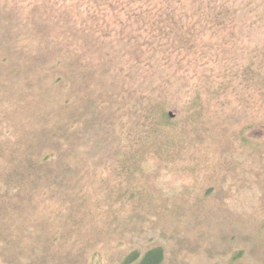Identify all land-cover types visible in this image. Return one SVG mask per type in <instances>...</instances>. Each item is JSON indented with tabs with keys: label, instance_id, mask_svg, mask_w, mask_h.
<instances>
[{
	"label": "rangeland",
	"instance_id": "1",
	"mask_svg": "<svg viewBox=\"0 0 264 264\" xmlns=\"http://www.w3.org/2000/svg\"><path fill=\"white\" fill-rule=\"evenodd\" d=\"M217 3L0 0V264L157 246L163 264H264V4L219 26ZM155 53L160 83L143 84ZM149 88L171 120L126 153L107 131Z\"/></svg>",
	"mask_w": 264,
	"mask_h": 264
},
{
	"label": "trees",
	"instance_id": "2",
	"mask_svg": "<svg viewBox=\"0 0 264 264\" xmlns=\"http://www.w3.org/2000/svg\"><path fill=\"white\" fill-rule=\"evenodd\" d=\"M217 4L219 5V14H225L226 18L220 17V15L217 14V18L215 20H212L214 24H218L219 26H221L223 25L226 19H229V22L225 24L236 23L240 25L241 21H235L236 19H240L237 18V15L241 16L240 13L249 12L252 7H261L264 4V0H218ZM199 8H203V6ZM139 10V13L141 15L138 18H140V20L145 23L147 14L149 13L147 12V10H145V6H140ZM174 28H176V25H174ZM178 31L179 28H176V37L178 38V42L175 44L174 48L178 51V54H180L181 57L183 56V58H185V56H187L186 53L193 48L194 42H192L193 44H190L189 42H184L180 37H187L188 35L191 36L192 33ZM192 38H195V36H193ZM158 55H156V53L153 54L151 57L153 64H148L149 66L151 65V69L153 70V72H151L150 74L141 73V80L143 84L148 85V83H156V85H158L160 83L162 72L160 73V68H158L160 66V63L159 61H157V57L160 58L162 61L164 59L159 57ZM148 60H150V58ZM182 61L183 60L181 59L178 61V63L181 64ZM169 64H171L169 66H172V61ZM162 71L164 72L163 69ZM158 72L160 79L157 75ZM186 84L188 85V88H186V91L184 92H191L190 82H186ZM169 87H172V85H169ZM193 88L194 94L192 97L190 96L187 102L190 103L191 108H197L202 103V88L200 84L198 86L194 85ZM157 90L151 88L142 90L140 94L135 96L136 102H131L133 106H130L131 103H128L129 108L122 115L124 121L121 120V116H116V119L119 118V125H117L116 127V132L112 128H109L107 131L108 135H111L114 139H119V144L122 143L120 138L124 141L128 140L129 142H133L132 144L127 145L128 150L126 153H145V151L149 150L147 148L148 144L150 142H153L149 139L150 134H158L159 132H162L167 127V123H169V120H171V114L167 113V99L164 98V96L160 94L161 92L159 93ZM205 90L203 91L206 92ZM167 92L169 93V90H167ZM180 93L181 90L179 91V94ZM138 105L141 106V111L137 115ZM132 107L135 108V111L132 110ZM113 122H116V120ZM135 129H141L142 131L139 133H141L142 135H139L138 132H134ZM140 136L141 139L139 140ZM147 141H149V143H147ZM108 145L109 143L107 142V146ZM112 149H118L119 151L122 150L121 147H116ZM236 259H238V256L236 257ZM164 260V248L162 246H157L149 248L144 252H141L139 250H134L130 252L125 259V264H163Z\"/></svg>",
	"mask_w": 264,
	"mask_h": 264
}]
</instances>
